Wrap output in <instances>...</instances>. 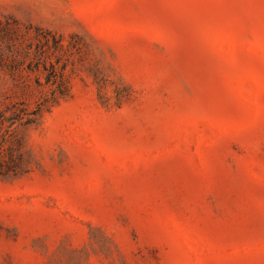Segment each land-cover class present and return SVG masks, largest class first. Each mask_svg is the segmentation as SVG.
<instances>
[{"label": "rangeland", "instance_id": "rangeland-1", "mask_svg": "<svg viewBox=\"0 0 264 264\" xmlns=\"http://www.w3.org/2000/svg\"><path fill=\"white\" fill-rule=\"evenodd\" d=\"M0 22L24 59L0 65V264H264V0H0ZM36 27L65 87L27 68Z\"/></svg>", "mask_w": 264, "mask_h": 264}, {"label": "trees", "instance_id": "trees-1", "mask_svg": "<svg viewBox=\"0 0 264 264\" xmlns=\"http://www.w3.org/2000/svg\"><path fill=\"white\" fill-rule=\"evenodd\" d=\"M13 22L14 23L12 25L16 26V24H19L17 19H13ZM36 28V32L32 35L33 40H35V48L33 50L34 52L27 49L25 54L29 55L30 53H34V55H38V57L42 59H30V63L35 60L36 64L34 66L28 64L27 68L29 70H41L45 73L46 82L55 83L58 85V87H65L66 80L64 77V66L66 59H60L61 54L57 55L58 59L57 57L56 59H50V55L45 53L46 49H53L55 51L65 48L63 36L62 34H57L56 32L51 31L50 29H41L39 27ZM1 29L2 27H0V31ZM16 31H18L16 27L10 26L8 29H6V31H4L5 34H0V37H4L5 35H9L10 32L14 33ZM9 38L10 42H14L13 37ZM13 56L15 57L16 55L14 54ZM23 60L24 59H22V61L21 59H0V65L2 67H8L10 70H12V72L21 71V64ZM3 149L0 148V173H7L8 170L14 169V167L16 168L17 166L15 163L16 161L13 158L14 149L12 143L8 144L4 149L5 152H7V155L4 154Z\"/></svg>", "mask_w": 264, "mask_h": 264}]
</instances>
